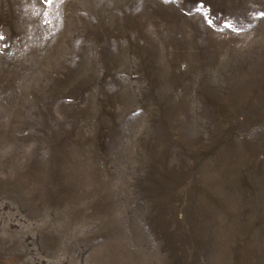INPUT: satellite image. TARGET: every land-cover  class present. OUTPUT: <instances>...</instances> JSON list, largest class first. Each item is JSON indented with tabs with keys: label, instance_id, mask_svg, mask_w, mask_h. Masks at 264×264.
<instances>
[{
	"label": "rangeland",
	"instance_id": "rangeland-1",
	"mask_svg": "<svg viewBox=\"0 0 264 264\" xmlns=\"http://www.w3.org/2000/svg\"><path fill=\"white\" fill-rule=\"evenodd\" d=\"M0 264H264V0H0Z\"/></svg>",
	"mask_w": 264,
	"mask_h": 264
}]
</instances>
